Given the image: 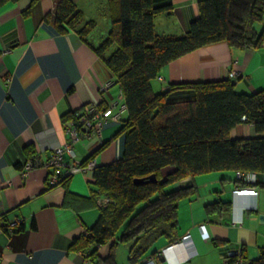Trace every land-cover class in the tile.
<instances>
[{
	"label": "crops",
	"instance_id": "crops-1",
	"mask_svg": "<svg viewBox=\"0 0 264 264\" xmlns=\"http://www.w3.org/2000/svg\"><path fill=\"white\" fill-rule=\"evenodd\" d=\"M72 1L86 21L96 24L89 36L92 45H98L110 28L106 0ZM199 1L174 0L170 14L153 19L155 33L184 35L189 22L199 15ZM28 8V15H24ZM53 8L52 0H37L31 6L30 0H17L0 6V264H82L79 254L70 251L71 243L94 225L100 208L109 202L103 195L92 197V171L72 176L67 189L47 184L50 169L45 166L46 159L54 149L68 143L62 117L87 104L99 110L114 105L112 113H117L122 104L117 86L103 89L113 82V76L92 48L75 33L61 34L45 21ZM100 28L104 34H98ZM161 69L152 81L155 93L172 83L227 79L232 71L236 72V77L230 79L234 91L255 93L264 89V40L260 49L240 52L225 42L207 45ZM126 117L122 112L118 121H109L101 138L79 139L72 145L73 158L66 156L65 161L81 163L92 156L98 167L121 158L123 136H114L120 119ZM254 136L250 125L236 126L231 131L233 138ZM107 141L109 144L99 151ZM27 147L41 160L37 168H23L28 159ZM187 184L195 187V193L178 204V226L172 240H155L141 264H223L225 256L237 249L243 251L246 261L261 256L264 175L250 186L257 191L255 197L234 195L235 188L246 186H241L231 172L199 175L179 185ZM69 199H81L80 204L84 199L94 201L81 208L75 204V209L66 206ZM217 200L227 202L228 210L208 216L205 206ZM4 214L6 221L18 220L24 230L15 234L2 231ZM200 224L205 225L208 240L201 239ZM186 234L190 236L188 245L180 240ZM118 245L113 251L116 263L129 264L128 245L120 254L122 258ZM109 249V245L101 247L99 256L105 257Z\"/></svg>",
	"mask_w": 264,
	"mask_h": 264
},
{
	"label": "trees",
	"instance_id": "trees-1",
	"mask_svg": "<svg viewBox=\"0 0 264 264\" xmlns=\"http://www.w3.org/2000/svg\"><path fill=\"white\" fill-rule=\"evenodd\" d=\"M16 1L0 0V6ZM52 1L53 11L45 21L61 34L75 33L92 48L112 74L113 82L108 85L118 87L120 106L127 115L120 119L114 136H123L121 158L92 169V197L103 195L109 202L100 208L94 225L74 238L70 251L79 254L82 264H117L114 248L126 243L128 263L139 264L155 240H172L178 226V204L195 193L193 185L180 186V182L212 173H254L253 184L237 176L241 186L253 187L257 177L264 175V89L238 93L230 79L172 83L156 93L152 88L161 68L204 46L225 42L239 52L260 49L264 0H200L198 17L179 37L158 35L153 21L159 14H170L174 0H106L110 28L98 45L90 42L94 21H86L72 0ZM36 2L30 0V6ZM27 13L29 8L23 14ZM89 105L62 117L64 129L77 128L80 139L85 137L79 121ZM240 125L253 127L255 136L231 137ZM107 144L102 143L99 151ZM26 152L28 159H40L31 148ZM91 159L87 157L81 165ZM166 169L171 170L164 173ZM70 178L63 177L57 185L67 189ZM94 199H84V204L81 199H69L66 206L86 207ZM226 210L228 203L221 200L205 206L208 216ZM23 230L20 222L11 225L6 221L2 227L7 234ZM107 245L109 252L101 258L98 251ZM234 261L230 256L226 262ZM243 264H264V252L257 259H244Z\"/></svg>",
	"mask_w": 264,
	"mask_h": 264
},
{
	"label": "built area",
	"instance_id": "built-area-1",
	"mask_svg": "<svg viewBox=\"0 0 264 264\" xmlns=\"http://www.w3.org/2000/svg\"><path fill=\"white\" fill-rule=\"evenodd\" d=\"M236 77V74L232 71L230 72L229 78ZM109 87L108 84L105 85L103 88L104 90ZM85 109V116H83L80 119V123L83 124V130H84V137L90 138L92 136L100 137L101 138V132L104 129V127L108 124L109 121H118L120 118V114L124 111V107L120 106L119 111L117 113H112L113 108H108L103 111L96 109L95 105H89ZM79 130L77 128L70 126L65 130L66 136L69 139V142L65 145H62L61 147H58L54 149L51 153V155L46 159L45 166L46 168L50 169V174L48 176V183L51 186L57 185V183L63 178L68 176H74L76 174L86 173L88 171H92L96 167V164L94 161L90 160L86 166H82L81 163L78 162H72L68 163L65 161L64 157H72L74 156L73 152V144L80 139L81 134H78ZM41 164L40 160L32 158L27 159L26 162L23 165V168L25 170H30L33 167L39 166ZM238 177H244L245 181L248 183H255L256 181V175L254 173L243 174L238 173ZM234 195H248V196H256L257 191L254 188L251 187H245V188H235L233 190ZM18 220H15L11 223V225H18ZM204 224H200L198 226V231L201 235V239L208 240L209 235L206 231V227H204ZM190 236L185 235L180 240L182 243L188 245L190 243L189 241ZM234 257L235 261L232 264H243L244 257H243V251L237 249L234 252H230L228 255L225 256L223 264H227L226 261H228L229 257ZM84 264H89L88 262H85ZM141 264V263H140Z\"/></svg>",
	"mask_w": 264,
	"mask_h": 264
},
{
	"label": "rangeland",
	"instance_id": "rangeland-1",
	"mask_svg": "<svg viewBox=\"0 0 264 264\" xmlns=\"http://www.w3.org/2000/svg\"><path fill=\"white\" fill-rule=\"evenodd\" d=\"M98 34L100 35V34H104V30H102V28H100V29H98ZM234 72V71H233ZM235 74H236V72H234ZM228 77H230V74H229V76ZM227 79H234V78H227ZM127 244L125 243V244H119L118 245V252H119V256H120V258H122V255H120V254H122V251H126V249H127V246H126Z\"/></svg>",
	"mask_w": 264,
	"mask_h": 264
},
{
	"label": "water",
	"instance_id": "water-1",
	"mask_svg": "<svg viewBox=\"0 0 264 264\" xmlns=\"http://www.w3.org/2000/svg\"><path fill=\"white\" fill-rule=\"evenodd\" d=\"M149 179L150 180H153L154 179V176H151ZM162 260H164V257L162 258Z\"/></svg>",
	"mask_w": 264,
	"mask_h": 264
},
{
	"label": "bare ground",
	"instance_id": "bare-ground-1",
	"mask_svg": "<svg viewBox=\"0 0 264 264\" xmlns=\"http://www.w3.org/2000/svg\"><path fill=\"white\" fill-rule=\"evenodd\" d=\"M186 235H188V234H186Z\"/></svg>",
	"mask_w": 264,
	"mask_h": 264
}]
</instances>
